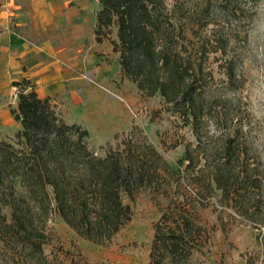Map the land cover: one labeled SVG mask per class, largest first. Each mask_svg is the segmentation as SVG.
Here are the masks:
<instances>
[{"label":"rangeland","instance_id":"1","mask_svg":"<svg viewBox=\"0 0 264 264\" xmlns=\"http://www.w3.org/2000/svg\"><path fill=\"white\" fill-rule=\"evenodd\" d=\"M90 5L92 10L101 7L98 0H90ZM164 6L166 13H172V30L176 34L184 30L176 35L177 49L204 61L207 73L199 82L207 100L236 110L249 137L252 162L264 171V0H164ZM117 29L114 24L106 30L111 40L118 39ZM218 38L221 43L216 45ZM203 42L208 44L206 55L199 53ZM229 62L237 76L233 83L226 73ZM119 66L118 60V70ZM67 77L62 87L41 98H48L68 124L88 129L95 155L105 156L131 143L160 175L155 187L141 188L134 200L125 196L133 209L132 219L104 244L81 237L63 220L51 187L44 210L41 200L26 196L17 177L5 179L0 183V264H148L155 223L169 204L190 208L202 226L192 264H264V227L223 205L220 195L198 198L187 180H177L165 170L164 162L171 170L178 168L186 146H194L197 139L191 125L174 114L160 94L139 90L123 70L108 83H97L86 74ZM29 85L36 90L31 79L17 86V103L19 91L30 90ZM15 107L6 104L9 114L0 118V142L21 148L17 133L22 124L11 112ZM203 130L221 135L226 127L217 128L207 120ZM262 195L264 203V183ZM15 212L32 215L34 224L28 229L43 232L41 251L20 239L25 230L16 227Z\"/></svg>","mask_w":264,"mask_h":264},{"label":"trees","instance_id":"2","mask_svg":"<svg viewBox=\"0 0 264 264\" xmlns=\"http://www.w3.org/2000/svg\"><path fill=\"white\" fill-rule=\"evenodd\" d=\"M99 1L98 39L108 37L106 30L115 24L118 39L111 42L124 73L144 93L160 94L196 136V144L186 146L179 167L171 170L164 162L165 170L177 180H187L198 198L220 195L223 205L263 228L264 171L252 162L241 118H236L231 106L207 100L205 87L199 82L207 73L204 61L177 49L176 35L184 30L178 34L172 30V13L164 11V0ZM208 44L203 42L200 55H206ZM226 73L233 83L237 76L232 62ZM29 86L30 90L19 91L17 107L11 109L22 124L17 133L21 148L0 142V183L17 177L26 196L41 200L44 210L51 187L56 210L81 237L97 244L112 240L132 219L133 209L125 196L134 200L141 188L155 187L160 172L131 143L121 150H109L105 156L95 155L88 143V129L62 120L49 99L41 98ZM207 120L217 128L226 127L225 132H205ZM1 209L0 203V213ZM15 217L16 227L25 230L20 239L41 251L43 232L28 229L34 224L32 215L15 212ZM201 227L190 208L169 204L155 223L148 264H192Z\"/></svg>","mask_w":264,"mask_h":264},{"label":"crops","instance_id":"3","mask_svg":"<svg viewBox=\"0 0 264 264\" xmlns=\"http://www.w3.org/2000/svg\"><path fill=\"white\" fill-rule=\"evenodd\" d=\"M99 9L90 0H0V118L17 105L14 82L31 79L48 97L67 76L108 83L122 71L110 35L97 37Z\"/></svg>","mask_w":264,"mask_h":264}]
</instances>
